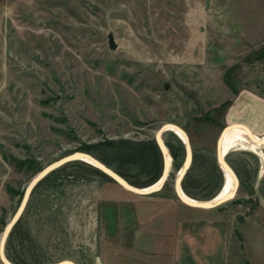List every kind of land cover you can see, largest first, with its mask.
Instances as JSON below:
<instances>
[{
    "label": "rangeland",
    "instance_id": "obj_1",
    "mask_svg": "<svg viewBox=\"0 0 264 264\" xmlns=\"http://www.w3.org/2000/svg\"><path fill=\"white\" fill-rule=\"evenodd\" d=\"M242 94L264 97V0H0V243L30 181L74 151L149 181L129 150L155 154L150 143L166 123L190 138L188 196L223 189L220 134V155L230 147L224 159L240 180L215 208L182 201L185 147L166 130L172 167L160 190L137 194L87 161L69 162L33 188L5 256L264 264V160L250 149L264 155V104L241 105ZM235 189L230 174L228 194Z\"/></svg>",
    "mask_w": 264,
    "mask_h": 264
},
{
    "label": "water",
    "instance_id": "obj_2",
    "mask_svg": "<svg viewBox=\"0 0 264 264\" xmlns=\"http://www.w3.org/2000/svg\"><path fill=\"white\" fill-rule=\"evenodd\" d=\"M108 39H109V47L112 50L117 49L118 44L115 41V37H114V33L113 31H110L108 34ZM169 126H173L176 130H171L174 131L183 141L185 148H186V157H185V161L184 164L178 174V177L176 179V184H175V190H176V194L178 195V197L182 199L180 193H179V189L178 187H182V181L184 179V176L186 175L187 171L189 170L190 166L192 165V161H193V149H192V145L190 142V138L186 132V130L184 128H182L181 126H179L178 124L175 123H166L163 126L160 127V129L158 130L157 134H156V140L162 150L163 156H164V168H163V173L161 175V177L159 178V180L155 183H152L149 186L146 187H138L135 186L133 184H131L129 181H127L124 177H122L121 175H119L117 172H115L114 170H112L111 168H109L106 164H104L103 162H101L99 159L95 158L93 155L83 152V151H74L68 155L63 156L62 158L48 164L47 166H45L41 171H39L36 176L30 181L27 189H26V193L24 195V198L22 200V203L18 209V211L15 213V215L13 216V218L11 219V221L9 222V224L6 226L5 231L2 235V239H1V243H0V254H1V258L2 261L4 262V264H15L12 261H10L4 254V244L6 241V238L8 236V234L10 233L11 229L13 228V226L16 224V222L19 220L21 214L23 213L25 206L28 202L29 196L33 190V188L36 186V184L42 180L46 175H48L50 172H52L53 170L57 169L58 167L70 162V161H74V160H84L83 157H88L90 158V160H92L91 162L87 161L89 163H91L92 165L96 166L97 168H99L102 172L106 173L108 176H110L112 179H114L115 181H117L119 184H121L122 186H124L125 188H127L128 190L137 193V194H141V195H145V194H151L154 193L158 190H160L164 184L166 183V180L168 179L171 167H172V160L170 161V163L168 164V160H167V156L166 153H170L163 137L162 134L164 131L169 130L168 127ZM225 130V129H224ZM223 130V131H224ZM222 131V133H223ZM183 135L185 136V138L183 137ZM220 137L217 140V144H216V156H217V160L218 163L220 164L222 170L224 171V173L226 171H230L233 176L236 178V182H237V186L235 189L234 194H228L227 196L221 198L220 200H214L215 197L214 196L210 199H198V200H202V202H188L187 204L193 207H199V208H215L219 205H221L222 203L234 198V196L236 195V192L238 190V187L240 185V180L237 176V173L235 172V170L233 169V167L227 162L226 159H221L220 154H219V142H220ZM264 144V143H263ZM171 155V154H170ZM172 158V156H171ZM159 181H161L160 186L157 187H153L149 190H145L147 187L153 186L156 183H158ZM69 262L73 263V264H77L72 260H68ZM62 261L59 262H55V263H45V264H61Z\"/></svg>",
    "mask_w": 264,
    "mask_h": 264
},
{
    "label": "trees",
    "instance_id": "obj_3",
    "mask_svg": "<svg viewBox=\"0 0 264 264\" xmlns=\"http://www.w3.org/2000/svg\"><path fill=\"white\" fill-rule=\"evenodd\" d=\"M153 147V149L155 150V154L152 155V153L150 152H145L142 154V150L140 148H138L140 144L138 145H132L133 146V149L129 150V152L131 153L132 156H135L137 159L136 161H141L146 169V171L148 172V174L151 175L152 178H150L149 181L147 182H137V181H129L131 184L135 185V186H140V187H144V186H147V185H151L152 183H155L159 180V178L161 177L162 173H163V168H164V156H163V153H162V150L156 140V137H155V140L150 143ZM185 147V145H184ZM144 148V147H142ZM185 152H186V148H185ZM143 156V157H142ZM194 156V155H193ZM195 157H193V161H194ZM193 161H192V165H193ZM72 162V161H70ZM74 162H78V160H74ZM69 163V162H68ZM67 164V163H66ZM64 164V165H66ZM192 165L190 166L189 170L187 171L184 179H183V187L185 188V190L187 189V186H186V178H188L190 176V170L192 168ZM63 166V165H62ZM98 170H100L99 168H97ZM217 169V167H216ZM56 171L53 170L52 172H50L48 175H46L42 180H40L39 182L47 179L49 176H51L54 172ZM101 171V170H100ZM119 174L121 176H127L126 173H124L123 171H118ZM183 189V188H182ZM184 191V189H183ZM185 192V191H184ZM186 193V192H185ZM187 194V193H186ZM213 197V196H211ZM210 197V198H211ZM15 262V261H13ZM16 263V262H15ZM19 264V263H18Z\"/></svg>",
    "mask_w": 264,
    "mask_h": 264
},
{
    "label": "bare ground",
    "instance_id": "obj_4",
    "mask_svg": "<svg viewBox=\"0 0 264 264\" xmlns=\"http://www.w3.org/2000/svg\"><path fill=\"white\" fill-rule=\"evenodd\" d=\"M168 129H169V130H176L173 126H169ZM240 130H241V129H240ZM183 137L185 138L184 135H183ZM219 145H220V142H219ZM231 147H232V146H231ZM238 147H239V146H238ZM247 147H249V146H247ZM242 148H243V147H242ZM251 148L254 150V152H255V153H256L261 159L264 160V155H263V153L261 152V150H259L258 148H254V147H250V149H251ZM229 149H230V147L226 148V149L221 153V155H220L221 159L225 158V156L227 155ZM246 149H247V148H246ZM248 149H249V148H248ZM252 149H251V150H252ZM219 154H220V148H219ZM166 156H167V160H168V164H169L170 161L172 160V158H171V160H170L171 155H170V153L167 152V153H166ZM83 159H84V160H87V161H89V162L92 161V160H90V158H88V157H83ZM263 171H264V164H263V166H262V172H263ZM229 173L233 176V174H232L230 171H226V172H225V178H226L225 184H224L223 189L221 190V192L215 197L214 200H220L221 198H223V197H225V196L228 195V193H229V191H230V174H229ZM234 178H235V177H234ZM235 180H236V178H235ZM160 184H161V181H159L158 183H156V184L153 185V186L147 187L145 190H149V189H151V188H153V187L160 186ZM236 186H237V182H236ZM178 189H179V193H180V195H181V197H182V199H183L184 202H186V203H188V202H202V200H196V199H193V198H191L190 196H188V195L182 190V187H178ZM233 194H234V193H233ZM63 263H65V262L62 261L61 264H63Z\"/></svg>",
    "mask_w": 264,
    "mask_h": 264
},
{
    "label": "crops",
    "instance_id": "obj_5",
    "mask_svg": "<svg viewBox=\"0 0 264 264\" xmlns=\"http://www.w3.org/2000/svg\"><path fill=\"white\" fill-rule=\"evenodd\" d=\"M246 35V34H245ZM249 35V34H248ZM243 92V91H242ZM245 93V92H244ZM254 96H251V95H244V94H242V95H240L239 96V98H238V100H239V103L242 105V104H244V102H248V100H250V102H252L253 103V101H255V102H258V100L259 101H261L262 102V104H264V97H258L257 95H255V94H253ZM237 105V104H236ZM251 132V131H250ZM256 133V132H255ZM183 201V200H182ZM186 203V202H185Z\"/></svg>",
    "mask_w": 264,
    "mask_h": 264
}]
</instances>
